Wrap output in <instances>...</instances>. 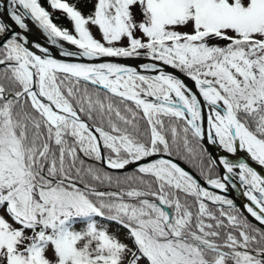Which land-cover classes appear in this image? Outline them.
I'll list each match as a JSON object with an SVG mask.
<instances>
[{
    "label": "snow or ice",
    "instance_id": "6c2138e0",
    "mask_svg": "<svg viewBox=\"0 0 264 264\" xmlns=\"http://www.w3.org/2000/svg\"><path fill=\"white\" fill-rule=\"evenodd\" d=\"M89 3H0V264H264V0Z\"/></svg>",
    "mask_w": 264,
    "mask_h": 264
},
{
    "label": "water",
    "instance_id": "95a60500",
    "mask_svg": "<svg viewBox=\"0 0 264 264\" xmlns=\"http://www.w3.org/2000/svg\"><path fill=\"white\" fill-rule=\"evenodd\" d=\"M6 2H7V0H0V3H6ZM3 19H4V21L6 23H9V24L12 23L8 19L7 15H4ZM26 23H28L29 29H30V32L28 33L29 38L31 40H33V41H38V42H40L42 44L45 43L46 42V38L43 36L42 32L33 24V22H31L30 20H26ZM65 47H68V48L72 49V46L67 45L66 43H65ZM106 59H114V58H106ZM122 62L128 63V64L134 63L133 61H122ZM178 162L181 163V165L183 167H185L187 170L193 171L192 168H190L188 165H186L182 161H178ZM248 162L251 164V166L255 167L257 169V171H259L261 174H264V168H260L258 165L255 164V162H252V161H248ZM125 171H128V169H126ZM242 191H243V189L238 187L235 190H230V192L228 193L229 197L233 198L235 203L238 206H242V205H245V204L249 203L247 201L246 197H244L242 195ZM241 211L244 212V215L248 216L246 210L243 207H241ZM248 218L253 224H256L257 226H260L258 224V222H256L253 218H251L250 216Z\"/></svg>",
    "mask_w": 264,
    "mask_h": 264
},
{
    "label": "rangeland",
    "instance_id": "374dc122",
    "mask_svg": "<svg viewBox=\"0 0 264 264\" xmlns=\"http://www.w3.org/2000/svg\"><path fill=\"white\" fill-rule=\"evenodd\" d=\"M80 8L79 10L84 14V15H89L91 13L92 10V4L89 3V0H81L80 1ZM95 32V30H94ZM96 37L99 39V33H95ZM110 231L116 235L119 236V238L126 244H128L130 247L133 246L132 245V241L129 239H126V232L121 231L120 229L118 230L117 228H115L114 226L110 227Z\"/></svg>",
    "mask_w": 264,
    "mask_h": 264
},
{
    "label": "trees",
    "instance_id": "16d2710c",
    "mask_svg": "<svg viewBox=\"0 0 264 264\" xmlns=\"http://www.w3.org/2000/svg\"><path fill=\"white\" fill-rule=\"evenodd\" d=\"M80 1H81V0H69V3H75L76 6H77V8L79 9V8H80V5H79V4H80ZM45 7H48L47 4H45ZM49 10L51 11V9H49ZM57 17H60V18L57 19ZM53 19H54V21H55L58 25H60V26H62V27H66V28H69V29H71V27H72L70 21L67 20L66 18H64V17L62 16V14L59 13V12H55V13H54ZM182 162H183V161H182ZM183 163H184V162H183ZM185 164L188 165L190 168H192V170H194L191 164H187V163H185ZM111 226H114L115 228L118 229V226L115 225V224H113V225H111ZM258 227H259V226H258ZM118 230H119V229H118ZM120 230L126 232V230H123V229H120Z\"/></svg>",
    "mask_w": 264,
    "mask_h": 264
}]
</instances>
